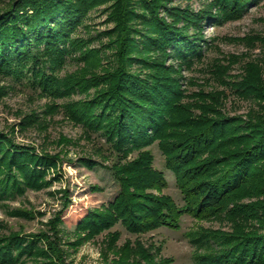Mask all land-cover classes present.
Masks as SVG:
<instances>
[{
    "label": "trees",
    "instance_id": "16d2710c",
    "mask_svg": "<svg viewBox=\"0 0 264 264\" xmlns=\"http://www.w3.org/2000/svg\"><path fill=\"white\" fill-rule=\"evenodd\" d=\"M140 1L150 15L142 18L145 28L138 30L133 20L138 12L130 0H9L0 8V73H29L32 86L53 97L76 87L102 86L85 103H71V115L88 130L101 131L122 158L137 151L132 160L111 166L120 191L104 211L88 210L76 221L79 230L97 234L121 221L129 232L143 233L161 226L177 228L185 212L197 218L224 216L228 230L205 229L193 236L197 246L206 249L195 256L197 262L264 264V34L229 40L242 43L246 50L211 60L205 81L215 86L199 84L198 90L190 91L179 82L181 69L191 68L194 59L204 55L206 40L189 33V28L208 20L238 18L258 0H210L200 12L181 16L182 11L173 8L171 20L159 14L163 0ZM105 2H110L109 17L115 22V38L108 44L113 48L111 60L94 64L91 60L99 53L88 50L85 66L65 82L53 73L76 51L69 36L93 5ZM257 48L259 52L253 53ZM151 51L156 56L150 57ZM172 56L180 60L177 67L165 64ZM96 65L106 69L95 73ZM235 65L240 71L233 74ZM229 93L251 102L246 112H228ZM154 142L165 167L175 175L181 206L160 191L167 180L153 167L151 150L145 149ZM55 161L0 134L1 189L19 187L21 182L40 185ZM2 239L0 264H49L59 259L54 246L50 252L37 248L40 240L34 236ZM38 256L48 260L26 262ZM108 264L174 263L155 258L140 242L135 247L127 242L120 248V258Z\"/></svg>",
    "mask_w": 264,
    "mask_h": 264
},
{
    "label": "rangeland",
    "instance_id": "374dc122",
    "mask_svg": "<svg viewBox=\"0 0 264 264\" xmlns=\"http://www.w3.org/2000/svg\"><path fill=\"white\" fill-rule=\"evenodd\" d=\"M8 1L0 0V8ZM209 1L163 0L164 6H159L158 11L161 16L171 20L173 8L182 11L180 16L184 12L196 14L206 8ZM140 4V0H130L131 7L138 12L133 16L134 26L138 30L145 28L142 18L150 15L149 9H144ZM211 11L214 13V8ZM109 12L110 2H105L93 5L83 15L68 39L72 41L71 48L76 51H71L64 64L53 74L68 82L87 63L88 50L99 53L91 60L94 64L101 62L106 65L111 60L113 48H108V44L115 38V33L112 34L115 22L109 17ZM255 32L264 34V0L250 4L238 18L208 20L190 27L189 33L199 40H206V43L202 46L203 57H196L191 68L181 69V86L190 91L198 90L199 84L206 88L215 86L213 81H205L209 76L207 65L221 53L245 51V45L229 40H238ZM134 34L137 40H143L139 38V33ZM258 52V48L253 50V53ZM148 54L150 57L156 56L155 51ZM178 62L180 60L174 56L165 59V64L176 67ZM137 65L136 62L134 66ZM105 69L97 65L93 67V71L100 74ZM239 71V66L235 65L231 73ZM28 74L16 76L0 73V134L20 146H31L37 154H46L56 161L54 166L45 170L42 183L38 186L21 182L19 187L8 185L6 190L0 188V238L20 235L27 239L34 236L40 240L37 248H47L50 252L49 247L54 246L59 252V259L52 255L51 258H55L49 264H108L120 258V248L127 242L132 247L137 242L142 243L157 259H171L174 264H199L195 256L206 249L197 246L192 240L193 236L205 229L228 230L229 223L224 216L197 218L185 212L177 228L161 226L143 233L129 232L121 221L90 235L75 227L76 221L85 216L88 210L104 211L114 200L120 186L111 166L116 161L123 164L132 160L137 156V151L122 158L121 153L119 155L111 148L101 131L88 130L71 115V103H85L102 90V86L76 87L66 95L53 97L41 92L39 87H33ZM250 104V101L239 100L229 93L226 108L230 114H240L246 112ZM145 149L151 150L153 167L163 172L167 180L168 184L160 190L161 193L170 195L179 206L183 205L175 175L165 167V158L157 142ZM88 158L92 159L91 163L87 161ZM18 176L21 179V175ZM149 191L158 193L155 189ZM46 260L38 256L27 258L26 262Z\"/></svg>",
    "mask_w": 264,
    "mask_h": 264
}]
</instances>
